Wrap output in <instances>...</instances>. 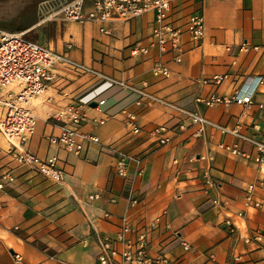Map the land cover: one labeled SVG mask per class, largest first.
<instances>
[{"label":"crops","instance_id":"obj_1","mask_svg":"<svg viewBox=\"0 0 264 264\" xmlns=\"http://www.w3.org/2000/svg\"><path fill=\"white\" fill-rule=\"evenodd\" d=\"M64 1L0 0V30L32 33L56 52L107 76L146 83L156 98L197 111L211 124L196 136L197 126L172 106L158 100L135 105V96L118 86L104 88L97 77L59 65L45 94L52 100L45 101L44 95L33 101L36 130L24 145L42 158L55 157L65 177L53 182L18 163L0 134V173L10 170L14 177L0 187V264H96L97 235H114L122 217L138 226L158 217V227L149 234V253L162 251L173 264H264V209L245 199L249 183L256 184L253 198H264V163L257 161L251 141L221 129L264 141V81L256 84L264 75V0L174 1L178 22L194 10L204 18L201 44L193 46L184 34L179 60L149 46L152 11L108 21L102 31L95 22L62 18L57 9ZM157 59L169 68L167 77L152 73ZM214 74L228 77L220 84L202 82ZM102 88V111L86 107L81 129L104 143L145 155L135 205L128 203L125 180L115 173L108 152L89 144L83 155H76L48 139L59 132L51 116ZM239 88L253 90L251 103L207 106L197 100ZM124 109L137 114L141 132L125 125ZM103 116L107 120L95 125L93 118ZM158 124L171 128L163 145L147 133ZM234 144L245 155L233 153L229 147ZM208 154L211 160L191 157ZM90 194L98 197L90 199ZM256 231L258 239L253 238Z\"/></svg>","mask_w":264,"mask_h":264},{"label":"built area","instance_id":"obj_2","mask_svg":"<svg viewBox=\"0 0 264 264\" xmlns=\"http://www.w3.org/2000/svg\"><path fill=\"white\" fill-rule=\"evenodd\" d=\"M176 0H94L86 6L84 0H66L62 2L57 14L62 18L76 22H95L104 31L103 24L112 20H130L144 12L152 11L154 14L150 33V47L156 48L160 55L172 54L175 60H179L183 50L182 36L187 34L193 46H199L204 36L203 14L194 10L185 20L178 22L173 17V3ZM245 48L244 45L240 49ZM143 51L146 49L143 48ZM62 65L79 73H88L97 77L107 88L118 86L134 97L135 105H142L147 101L158 100L185 115L192 124L197 126L194 134L203 133L208 119L197 111L188 110L156 98L148 89L146 83L137 85L131 81L107 76L102 72L77 62L64 52H56L49 45L39 43L26 37L24 32H9L0 30V134L8 144V151L18 163L24 164L45 178L53 182H61L65 177L63 169L57 166L55 157L42 158L25 147V143L33 136L36 130L37 116L32 110L33 101L46 94L49 85L57 75V67ZM151 71L155 75L167 77L169 68L161 59L153 62ZM228 77L227 74H214L210 78L203 79V83L220 84ZM264 75L257 77L256 84L264 80ZM93 89L77 100L66 104L58 114L50 117L52 123L57 125L59 132L48 137L50 142L59 144L67 152L83 155L89 144H97L101 150L108 152L113 157L115 173L124 178L126 187V199L130 205L140 201L136 193V180L144 174L145 155L133 154L125 151L113 143H104L93 132L83 131L81 126L86 121L85 108L95 102L94 108L102 111L105 99L100 96L103 89ZM253 90H234L231 94H210L204 98H197L207 106L219 103L249 104L252 102ZM44 100L50 102L52 97L45 95ZM259 106H261L259 104ZM125 125L133 133L141 132L137 123V114L134 111H123ZM108 116L93 118L95 125H101ZM171 128L166 124H158L147 131L152 141L158 145L168 142L166 133ZM231 131L240 137L251 141L258 151L257 161L264 163V141L252 137L242 136L236 129ZM233 153L245 155L237 144L229 147ZM192 158L212 159L211 155L191 156ZM131 170V171H130ZM10 170L0 173V187L4 181H13ZM208 183L211 180H207ZM255 183H249L246 187L245 199L247 203L257 209H264V198H253ZM98 194H90L89 198H97ZM114 201V198L111 199ZM214 203L217 200H213ZM109 218L110 214L104 213ZM159 218H153L146 224L138 226L129 219L122 217L119 228L114 235L98 234V252L96 264H173L172 260L162 251L155 255L149 253V234L158 227ZM231 227L233 223L229 221ZM169 226L168 223L165 225ZM175 233V232H174ZM173 233V235H174ZM259 232L253 234L258 239ZM251 238L248 237L247 240ZM187 249L188 243L181 242ZM15 258L19 254L15 252ZM234 264V263H232Z\"/></svg>","mask_w":264,"mask_h":264},{"label":"rangeland","instance_id":"obj_3","mask_svg":"<svg viewBox=\"0 0 264 264\" xmlns=\"http://www.w3.org/2000/svg\"><path fill=\"white\" fill-rule=\"evenodd\" d=\"M25 35H26V37L29 38V39H32V40H35V41H37V42H39V43L44 44L43 41L38 40V38H36V36H34L32 33H28V34H25Z\"/></svg>","mask_w":264,"mask_h":264},{"label":"water","instance_id":"obj_4","mask_svg":"<svg viewBox=\"0 0 264 264\" xmlns=\"http://www.w3.org/2000/svg\"><path fill=\"white\" fill-rule=\"evenodd\" d=\"M90 105H91V106H94V105H95V102H91Z\"/></svg>","mask_w":264,"mask_h":264}]
</instances>
